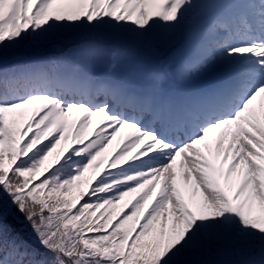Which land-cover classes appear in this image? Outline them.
I'll return each instance as SVG.
<instances>
[{"label": "snow or ice", "instance_id": "6c2138e0", "mask_svg": "<svg viewBox=\"0 0 264 264\" xmlns=\"http://www.w3.org/2000/svg\"><path fill=\"white\" fill-rule=\"evenodd\" d=\"M0 264H264V0H0Z\"/></svg>", "mask_w": 264, "mask_h": 264}, {"label": "rangeland", "instance_id": "374dc122", "mask_svg": "<svg viewBox=\"0 0 264 264\" xmlns=\"http://www.w3.org/2000/svg\"><path fill=\"white\" fill-rule=\"evenodd\" d=\"M94 128H95V123H94V125H93V129H94ZM210 135L214 136L215 134H210ZM121 139H122L121 137H117V140L113 142L112 146H114L115 151H118V148H119V147H123V143L120 142ZM125 142H126V141H125ZM115 146H116V147H115Z\"/></svg>", "mask_w": 264, "mask_h": 264}, {"label": "trees", "instance_id": "16d2710c", "mask_svg": "<svg viewBox=\"0 0 264 264\" xmlns=\"http://www.w3.org/2000/svg\"><path fill=\"white\" fill-rule=\"evenodd\" d=\"M116 147V146H115ZM114 153H115V148H114V146H111L110 148H109V154H113L114 155Z\"/></svg>", "mask_w": 264, "mask_h": 264}]
</instances>
